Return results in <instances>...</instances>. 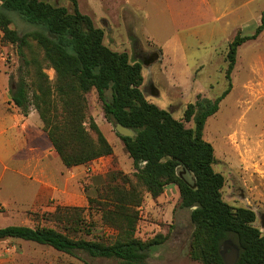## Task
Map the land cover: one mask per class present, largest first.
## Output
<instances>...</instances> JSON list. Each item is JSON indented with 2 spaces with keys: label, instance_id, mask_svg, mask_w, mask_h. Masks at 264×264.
I'll use <instances>...</instances> for the list:
<instances>
[{
  "label": "rangeland",
  "instance_id": "1",
  "mask_svg": "<svg viewBox=\"0 0 264 264\" xmlns=\"http://www.w3.org/2000/svg\"><path fill=\"white\" fill-rule=\"evenodd\" d=\"M46 1L69 10L72 7L70 0ZM76 1L79 11L102 29L104 45L125 52L130 61L142 64L140 89L146 100L169 111L185 127L193 126L192 120L185 117L190 104L205 99L213 101L227 87L228 43L237 33L241 36L254 33L264 9V0ZM10 17L11 26L18 31L32 28L14 12H10ZM0 50L4 71L15 76L18 57L13 46L1 43ZM146 54L154 60L143 61ZM45 73L51 81L54 79L52 68H46ZM230 84L218 109L207 117L203 138L213 146L214 170L224 176L223 200L252 209L253 224L264 234V30L238 46ZM85 97L84 126L95 137V132L89 129V120H93L112 145L113 155L66 168L54 153L46 162L42 161V165L49 167L44 173L52 181V187H47L26 177L30 168L22 161L24 158L19 159L27 152L26 145L19 144V155L7 162L8 168L0 164V227L40 225L68 231L67 215L77 214L83 223L92 224L88 238L92 234L117 233L103 223L95 199L104 186L122 184L124 176L135 182L133 161L117 135L114 122L105 117L95 89ZM41 139L50 144L45 134ZM183 172L181 168L178 175ZM113 175L117 178L112 181ZM137 210L135 236L141 239L156 234L165 236L162 243L152 248L148 264H201L189 256L194 224L190 209L180 206L177 185H167L154 199L144 192ZM232 249L231 242L223 243L224 254ZM0 264H117V261L90 257L84 252L70 255L48 245L6 237L0 239Z\"/></svg>",
  "mask_w": 264,
  "mask_h": 264
},
{
  "label": "trees",
  "instance_id": "2",
  "mask_svg": "<svg viewBox=\"0 0 264 264\" xmlns=\"http://www.w3.org/2000/svg\"><path fill=\"white\" fill-rule=\"evenodd\" d=\"M70 2L71 10L46 0H0V44L13 46L18 57L15 76L9 77L10 98L24 115L31 107L36 110L52 148L65 167H72L113 155L112 145L97 124L89 120L95 137L84 126L85 94L95 89L105 117L136 132L133 137L117 134L133 161L136 180L124 176L122 184L104 186L95 199L103 223L117 230L115 234L88 238L92 224L68 214V231L12 224L0 227V239L20 238L70 255L84 252L90 257L114 259L117 264H148L152 248L165 236H135L137 208L144 192L154 199L167 185L175 184L180 206L190 209L194 224L191 259L201 264H225L222 245L229 241L238 250L234 264H264V234L253 224L255 213L223 200L224 176L214 170L213 146L203 138L207 117L230 89L238 46L264 30V9L254 33H237L228 43L227 87L213 101L190 104L185 117L193 126L185 127L169 111L146 100L140 89L142 64L104 45L102 29L79 11L76 0ZM10 12L32 28L20 32L12 27ZM48 67L54 70L52 81L45 73ZM180 165L193 173V186L176 174Z\"/></svg>",
  "mask_w": 264,
  "mask_h": 264
},
{
  "label": "crops",
  "instance_id": "3",
  "mask_svg": "<svg viewBox=\"0 0 264 264\" xmlns=\"http://www.w3.org/2000/svg\"><path fill=\"white\" fill-rule=\"evenodd\" d=\"M3 61V52L0 50V164L4 169L8 168L7 162L19 155V144L24 143L28 155L22 154L19 159L24 158L22 161L25 160L26 166L30 168V173L26 177L52 187V181L44 173V170H48L49 167L46 164L42 165V161L46 162L54 153L56 155L57 153L50 141L48 145L41 139L45 132L36 110L30 108L24 115L11 100L10 76L4 71Z\"/></svg>",
  "mask_w": 264,
  "mask_h": 264
},
{
  "label": "water",
  "instance_id": "4",
  "mask_svg": "<svg viewBox=\"0 0 264 264\" xmlns=\"http://www.w3.org/2000/svg\"><path fill=\"white\" fill-rule=\"evenodd\" d=\"M114 128L116 130V132L121 135V136H129V137H133L136 135V132L129 128V127H125L122 124H120L119 122H114ZM183 168L184 172L181 174V177L183 178V180L188 183L189 185H194L195 183V179H194V175L191 171H189L188 169L184 168L183 165H180L179 167H177L176 169V174L178 175V171ZM193 227V224H192ZM222 255H223V260L225 264H234L237 258V253L238 250L235 246H233L232 251L229 254H224L223 251Z\"/></svg>",
  "mask_w": 264,
  "mask_h": 264
},
{
  "label": "flooded vegetation",
  "instance_id": "5",
  "mask_svg": "<svg viewBox=\"0 0 264 264\" xmlns=\"http://www.w3.org/2000/svg\"><path fill=\"white\" fill-rule=\"evenodd\" d=\"M154 60V58L150 57V54H146L145 55V58L143 59V61H146V62H152Z\"/></svg>",
  "mask_w": 264,
  "mask_h": 264
}]
</instances>
